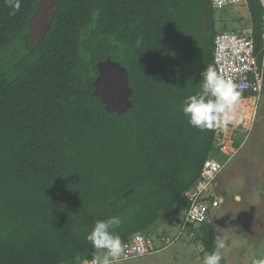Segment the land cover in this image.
Here are the masks:
<instances>
[{
    "label": "trees",
    "instance_id": "trees-1",
    "mask_svg": "<svg viewBox=\"0 0 264 264\" xmlns=\"http://www.w3.org/2000/svg\"><path fill=\"white\" fill-rule=\"evenodd\" d=\"M37 1L12 14L0 0V264H79L95 252L86 240L95 220L119 217L115 232L127 240L188 207L184 192L218 155L222 127H192L182 105L215 66L213 41L225 30L210 0H58L28 49ZM245 2L261 63L262 9ZM107 56L133 90L122 114L92 94ZM197 233L216 250L211 222Z\"/></svg>",
    "mask_w": 264,
    "mask_h": 264
},
{
    "label": "rangeland",
    "instance_id": "rangeland-1",
    "mask_svg": "<svg viewBox=\"0 0 264 264\" xmlns=\"http://www.w3.org/2000/svg\"><path fill=\"white\" fill-rule=\"evenodd\" d=\"M217 31L247 32L250 29L246 2L216 9L212 16ZM247 93V92H246ZM236 133L234 138L233 133ZM224 143L241 144L218 176L221 203L210 215L216 237L225 241L220 249L224 264H256L264 261V94L240 96L236 121L222 126ZM228 156L218 153L215 158ZM181 213H162L153 225L157 248L159 235L175 231ZM209 254L200 240L182 238L169 247L123 260L121 264H203Z\"/></svg>",
    "mask_w": 264,
    "mask_h": 264
},
{
    "label": "built area",
    "instance_id": "built-area-1",
    "mask_svg": "<svg viewBox=\"0 0 264 264\" xmlns=\"http://www.w3.org/2000/svg\"><path fill=\"white\" fill-rule=\"evenodd\" d=\"M240 2H245V0H210V4L215 10ZM258 2L262 9L260 26L261 63H259L255 53L251 29L247 32L225 30L218 33L213 41V60L217 71L226 78L232 79L240 93L259 94L263 86L264 0H258ZM221 137L216 141L217 148L220 153L228 157L224 160H218L212 156L204 159L200 176L184 192L188 207L177 220L174 226L175 231L160 234L161 246L158 248L154 238L145 233H135L127 240H121L124 245V254L121 261L141 257L169 247L182 238L192 240L198 238L197 228L209 220L211 211L221 203L220 191L216 187L218 176L241 146L235 147L233 143H224ZM83 261L79 264H83Z\"/></svg>",
    "mask_w": 264,
    "mask_h": 264
},
{
    "label": "clouds",
    "instance_id": "clouds-1",
    "mask_svg": "<svg viewBox=\"0 0 264 264\" xmlns=\"http://www.w3.org/2000/svg\"><path fill=\"white\" fill-rule=\"evenodd\" d=\"M13 13L19 11L21 0H7ZM199 91L186 98L182 105V112L188 123L197 129H208L227 126L236 121L237 105L240 92L232 79L221 75L215 66L209 64L201 73ZM121 224L117 216L106 219H97L86 240L95 249L91 259H85L83 264H121L124 254V245L115 229ZM225 247V241L215 238L216 250L204 257L203 264H221L220 249ZM264 264V261H256Z\"/></svg>",
    "mask_w": 264,
    "mask_h": 264
},
{
    "label": "water",
    "instance_id": "water-1",
    "mask_svg": "<svg viewBox=\"0 0 264 264\" xmlns=\"http://www.w3.org/2000/svg\"><path fill=\"white\" fill-rule=\"evenodd\" d=\"M58 0H38L29 16L27 27L30 35L27 48L38 44L47 33ZM97 75L92 81L93 95L98 97L107 112L122 114L132 108L133 90L129 86L128 71L118 61L107 56L96 63Z\"/></svg>",
    "mask_w": 264,
    "mask_h": 264
},
{
    "label": "crops",
    "instance_id": "crops-1",
    "mask_svg": "<svg viewBox=\"0 0 264 264\" xmlns=\"http://www.w3.org/2000/svg\"><path fill=\"white\" fill-rule=\"evenodd\" d=\"M235 132L233 133V136L231 137L232 139L234 138V136H235ZM236 142H235V144H234V146L236 147L237 145H238V139L236 138V140H235ZM241 145V144H240ZM221 174V173H220ZM218 180V179H217ZM213 211V210H212ZM212 211H211V213H212ZM209 220H210V217H209ZM208 220V221H209ZM209 222H211V221H209ZM174 227V226H173Z\"/></svg>",
    "mask_w": 264,
    "mask_h": 264
}]
</instances>
